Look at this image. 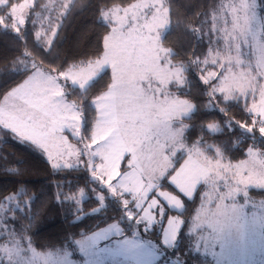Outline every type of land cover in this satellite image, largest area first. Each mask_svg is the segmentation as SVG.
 I'll use <instances>...</instances> for the list:
<instances>
[{
  "label": "snow or ice",
  "instance_id": "6c2138e0",
  "mask_svg": "<svg viewBox=\"0 0 264 264\" xmlns=\"http://www.w3.org/2000/svg\"><path fill=\"white\" fill-rule=\"evenodd\" d=\"M39 6L38 0L35 6L30 0H0V26L14 31L17 40H26L28 25L34 27L33 17L40 16ZM44 7L54 8L63 20L76 4L49 0ZM224 11V5L213 10L208 32L203 31L208 14L199 27L188 29L197 42L208 37L203 59L193 52L192 59L185 60L174 48L164 47L175 15L173 0H104L98 9V23L106 30L102 55L46 68L25 50L13 61L9 71L20 82L3 95L0 125L47 153L54 170L86 174L84 186H75L79 198L71 184L70 194L60 197L78 219H83L86 191L97 205L89 215L109 207L116 213L107 227L90 235L79 233L82 238H73L62 251L38 253L29 242L23 251L32 259L21 257L19 264H34L37 257L40 264H162L164 252L151 240H142L140 233L155 234L165 221L159 240L165 250L175 249L186 229L187 236L196 237V251L203 243L216 264H231V256L248 252L250 229L258 226L264 233V215L245 211L253 192L264 196V145L241 150L249 159L233 163L229 153L237 145L231 139L217 143L208 135L231 136L229 130L238 127L252 141L257 130L264 137V0L228 4L230 28ZM60 27L62 23L53 27L50 21L46 39L36 31L37 46L43 40L50 54ZM209 63L222 71L200 75L197 84L208 86L203 89L208 103L214 99L225 105H213L222 115L233 103H243V122L201 124L202 134L193 138L199 102L190 98L191 78L196 76L192 69ZM109 68V82L90 99ZM197 200L191 219H182L176 210ZM260 207L264 209V199ZM20 251L17 247V256Z\"/></svg>",
  "mask_w": 264,
  "mask_h": 264
},
{
  "label": "trees",
  "instance_id": "16d2710c",
  "mask_svg": "<svg viewBox=\"0 0 264 264\" xmlns=\"http://www.w3.org/2000/svg\"><path fill=\"white\" fill-rule=\"evenodd\" d=\"M18 1L14 0V2ZM38 2L40 6L36 11L40 13V16L33 17L36 20L34 27L31 24L28 25L26 40H17V34L14 31L6 32L3 26H0V101L4 94L20 82V78L14 77L9 69L15 67L13 61L25 50L31 54L36 63L46 68L52 65L67 67L102 55V38L106 30L98 23V9L103 5L104 0H74L76 7L63 20L54 8L44 7L49 4V0H38ZM232 2L233 0H173L175 15L164 47L174 48L185 60L192 59L193 52L203 59L209 49L208 37L205 36L203 41L197 42L188 29L192 26L199 27L200 22L205 20V14H208L209 24L203 29L204 32H208L211 27V14L213 10H219L220 5L225 6L222 15H227L229 20L227 26L230 28L231 15L227 14V5ZM41 17H43L42 20ZM50 21L53 27L61 23L62 27L57 28L58 35L53 38L49 54L43 40L40 42L41 46H37L35 32L39 30L44 33L45 39L50 37V32L46 31ZM216 70L217 66L211 63L201 64L199 68L192 69L196 76L190 77L193 84L189 90L190 98L199 102V111L192 121L197 126L193 131V138L202 134L201 124L206 127L209 123H219L223 126L226 120L243 122V103L239 105L233 103L227 115H222L213 108V105L219 108L225 105L218 104L214 99L212 103H208L209 97L203 91L208 86L202 81L197 84L200 75L207 76L208 72H216ZM110 77L107 70L100 84L90 91V99H94L96 94L103 90ZM247 122L251 123V121ZM229 131L233 133L231 136L213 133L208 135L216 138L217 143L231 139L237 145V148L229 153L233 162L247 158L246 155L241 154V150L246 153L248 146L264 145V137L258 135V130L255 141H252L250 135L238 127ZM84 177L86 178V174L82 171H73L69 174L68 170H54L45 156L35 147L26 141L19 140L10 130L3 129L0 125V232L2 233H0V241L15 244L23 253H26L23 249L27 248L29 242L38 253L57 252L62 251V246L71 245L73 238L81 239L79 233L89 235L91 230L114 222L116 213L111 207L98 215H84L83 219H77L71 204L61 203V194H70L69 184L72 185V193L78 195L75 186L83 187ZM86 194L89 193L86 191ZM252 198L259 201L264 199V196L253 192ZM199 203L198 200L188 201L186 209L179 212L183 213L182 219H191ZM95 206L97 205L92 198L85 199L81 205L84 213ZM155 233L158 237L159 232L156 230ZM185 233L186 229H182L179 242L173 250L175 254H173L182 258L183 264H213L209 256L194 253L191 250L190 242L193 237ZM0 264L4 263L0 262Z\"/></svg>",
  "mask_w": 264,
  "mask_h": 264
},
{
  "label": "rangeland",
  "instance_id": "374dc122",
  "mask_svg": "<svg viewBox=\"0 0 264 264\" xmlns=\"http://www.w3.org/2000/svg\"><path fill=\"white\" fill-rule=\"evenodd\" d=\"M19 3H23L24 0H19ZM31 3H33V5L35 6L36 0H30ZM26 14H29V10L26 9L25 10ZM243 52H250V49L248 48H242ZM242 59H244L245 64L248 63V59L247 57H243ZM243 67V66H242ZM108 72L110 73L111 76V70L110 68L107 69ZM241 69H237L234 68L235 72H239L241 71ZM222 70L217 67L216 73L221 72ZM258 99V98H257ZM11 99L9 100V103H11ZM0 103H3V98L1 99ZM251 104V101H249V105ZM2 126V125H1ZM65 134L69 135V139L70 141L72 140V137L70 136V134L67 132V130H65ZM259 135V133H258ZM18 138V137H17ZM19 139V138H18ZM21 140V139H19ZM22 141V140H21ZM28 142V141H26ZM31 144V142H28ZM32 145V144H31ZM33 147H35L34 145H32ZM40 153H42L45 156V159L49 162L50 166L52 164V161L49 160L48 158V154L45 153L42 149H39L37 147H35ZM246 159H249V157H247ZM236 163V162H233ZM52 167V166H51ZM77 197L79 198V196L77 195ZM90 198V194H86L84 197L85 199H89ZM240 199V198H238ZM94 200V199H93ZM241 202H243L241 200ZM253 205H255V207H253ZM97 207V206H95ZM184 209L181 210H176L177 213L179 214V212H182ZM92 210H90L87 213H83L82 215H89L88 213H91ZM246 213H248L249 215L251 214L252 211H255L257 213L258 216L260 215H264V209H261L260 207V200L256 201L253 200V198L251 200H249L246 208H245ZM182 218V217H181ZM78 219V218H77ZM107 227V226H105ZM161 227H166V221L163 225H157L156 230L159 232L158 237L156 236V233H152L151 231L145 233L143 231H141L140 233V238L142 240H151L154 244L157 245V247L161 248V250L164 252V257L162 258V264H177V261H179V264H183V259L179 258L177 255H174L175 253L173 252L174 249H167L165 250L162 246V244L159 242L160 237H161V232H160V228ZM128 233L129 235L131 234L132 229L128 228ZM1 233V232H0ZM2 234V233H1ZM90 235V234H89ZM193 237V240L190 242V248L194 253H199L202 255H206L209 256L212 261L213 264H216V260L210 255V254H206L205 253V249H204V245L203 243H201L200 245V250L196 251L194 245L196 242V237L195 235L191 236ZM104 243V242H102ZM177 246V245H176ZM175 246V248H176ZM6 250H10L6 251ZM16 250H17V246L13 243H9V242H1L0 241V262H3L4 264H19V261L21 259V257H24L25 259H32V254L30 252L28 253H23L22 250L20 251V255L17 256L16 255ZM216 251H219V248L217 247ZM174 253V254H173ZM9 254L11 255V261H9ZM76 258H80L79 253L77 252V256ZM229 260L231 261V264H264V233H262V230L257 226L253 229H250L249 232V237H248V252L246 254H234L233 256H231L229 258ZM34 264H40V258L37 257L36 260L34 261Z\"/></svg>",
  "mask_w": 264,
  "mask_h": 264
},
{
  "label": "water",
  "instance_id": "95a60500",
  "mask_svg": "<svg viewBox=\"0 0 264 264\" xmlns=\"http://www.w3.org/2000/svg\"><path fill=\"white\" fill-rule=\"evenodd\" d=\"M250 135V134H249Z\"/></svg>",
  "mask_w": 264,
  "mask_h": 264
}]
</instances>
